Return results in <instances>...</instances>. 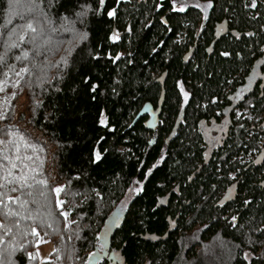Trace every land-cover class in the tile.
Instances as JSON below:
<instances>
[{
  "label": "trees",
  "instance_id": "obj_1",
  "mask_svg": "<svg viewBox=\"0 0 264 264\" xmlns=\"http://www.w3.org/2000/svg\"><path fill=\"white\" fill-rule=\"evenodd\" d=\"M157 3L163 7L157 9ZM251 3L211 0L201 16L196 7L169 11V0H106L102 14L89 17L88 39L73 52L79 53L73 73L90 75L99 86L96 101L76 98L72 88L81 86L80 76L62 84L60 93L23 83L16 89L10 83L4 87L0 101L7 97L10 103L4 106L10 112L9 121L0 126L11 122L38 139L44 147L45 173L61 183L71 181L69 190L87 193L96 188L103 194L102 200L83 204V195L74 197L79 207L69 219L76 223L67 229L62 219L58 232L44 235L38 229L39 237L27 250L52 243L60 256L52 249L42 264H85L87 253L100 247L98 234L111 215L120 218L111 246L120 250L125 264H260L264 251L250 247L243 233L264 240L250 232L264 221V132L250 128L264 112V87L258 82L237 96L256 70L264 71L259 65L264 61V0H256L255 8ZM110 9L115 10L112 17L106 14ZM161 17L171 31L161 25ZM223 18L230 32L209 53L213 26ZM58 38L64 43L46 53L53 64L70 47L69 34ZM89 53L97 59L88 58ZM22 94L28 104L18 111L16 100ZM236 101L238 119L235 113L225 115ZM101 110L113 132L97 123ZM227 117L230 132L222 139L217 134L227 126ZM100 136L106 137L100 150L112 151L99 167L89 166L90 149ZM161 153L164 160L145 191L126 197L128 183L138 175L137 160L150 166ZM82 172L89 173L86 183L74 179ZM233 215L236 228L231 226ZM240 224L245 225L242 231ZM166 232L163 239L146 238ZM36 239L41 242L36 244ZM246 252L251 254L247 260ZM17 260L27 264L21 254Z\"/></svg>",
  "mask_w": 264,
  "mask_h": 264
},
{
  "label": "snow or ice",
  "instance_id": "obj_2",
  "mask_svg": "<svg viewBox=\"0 0 264 264\" xmlns=\"http://www.w3.org/2000/svg\"><path fill=\"white\" fill-rule=\"evenodd\" d=\"M105 4L106 0H3V3H0V19L3 20V23H0V92L9 83L13 89L23 83L29 89L40 87L44 91L51 89L54 93H60L62 84L74 79V76H80L81 86L72 88L76 98L79 100L83 96L89 101H96L99 86L91 82L90 75H81L79 71L73 73L74 65L79 62V53L73 55V52L79 43L88 39L89 17L100 16ZM169 4V11L176 13H183L188 7L184 0H169ZM195 6L201 7L199 4ZM61 7L63 12L54 11ZM155 7L160 9L163 5L157 3ZM206 7H211V0ZM250 7H256V0H252ZM106 14L112 17L115 10H107ZM160 23L167 28L168 20L164 17H161ZM167 30L171 31L170 28ZM60 33L69 34L70 47L61 60L53 64L48 60L46 53L51 51L53 46L60 47L64 43L58 38ZM152 51L155 52L156 49L153 48ZM224 55L228 53L225 52ZM88 58L97 59L91 53ZM53 68L55 72L51 71ZM177 83L179 86V82ZM181 91L183 92L182 88ZM113 94H116L115 89ZM11 95L15 96L16 93ZM187 95L184 92V96ZM5 103H10L7 97L0 101V122L9 121L10 110L4 106ZM98 115L97 123L107 132H113L114 129L109 127L110 121L104 111L101 110ZM105 139V136H100L91 147L86 161L89 166L99 167L112 151L110 148L100 150L99 145ZM118 151L123 153L125 149L120 148ZM43 152L44 147L27 129L11 122L0 126V264H18V254L24 256L27 264L36 261L40 253L27 249L33 246V238L39 237L38 229L44 230V235H49L48 230L59 231L61 219L65 229L69 224L76 223L69 219V213L79 207L74 203V197L83 195L81 204L93 198L103 199L102 192L96 188H89L87 193L71 191L68 189L71 181L61 183L57 177L46 174ZM163 160V153L150 166L144 160H137L135 171L138 175L128 183L126 197L144 192L146 182L154 176V170ZM74 179H83L86 183L90 176L89 173L82 172ZM112 183L115 184L116 181L113 180ZM243 203L248 205L249 201L245 200ZM231 226L237 227L235 215L231 217ZM244 228V224L239 225V230ZM250 232L264 236V221H261L258 227L251 228ZM243 235L250 247L257 245L264 251V240L259 237L253 240L249 233ZM40 242V239L35 240L36 244ZM53 251L57 252V259H60L59 249L54 248ZM250 255L244 253V259L247 260ZM71 258L69 254V259ZM260 264H264V258L260 259Z\"/></svg>",
  "mask_w": 264,
  "mask_h": 264
},
{
  "label": "water",
  "instance_id": "obj_3",
  "mask_svg": "<svg viewBox=\"0 0 264 264\" xmlns=\"http://www.w3.org/2000/svg\"><path fill=\"white\" fill-rule=\"evenodd\" d=\"M225 33H226V20H223L220 23H218L214 28V39L209 46V50H208L209 53H211L214 43L218 39H220L221 36H223ZM119 223H120V218L118 216L111 215L107 219V221L105 222L101 231L98 234L99 244L102 248L94 247L93 251L91 252V255H88L85 264H97L98 262L107 260L109 258L108 247L111 246V236L113 235L114 230L119 226ZM172 227H173L172 224H170L167 232H169L172 229ZM167 232L162 236L147 234L146 238L153 239V237H156V239L153 240L163 239L167 236ZM116 255H118V260L117 261L112 260L109 264H125V261L120 254V250L116 252Z\"/></svg>",
  "mask_w": 264,
  "mask_h": 264
},
{
  "label": "flooded vegetation",
  "instance_id": "obj_4",
  "mask_svg": "<svg viewBox=\"0 0 264 264\" xmlns=\"http://www.w3.org/2000/svg\"><path fill=\"white\" fill-rule=\"evenodd\" d=\"M201 2H204V3H207V2H205L204 0H200ZM188 7H196L195 5H189ZM196 8H198V7H196ZM255 8V7H254ZM198 10L201 12V16H206V13H207V11L208 10H206V12L204 13V12H202V10L201 9H199L198 8ZM223 20H226V19H222L221 21H223ZM221 21H219V22H216L215 24H214V26H213V32H212V36H213V38H212V40H211V42L213 41V39H214V28H215V26L218 24V23H220ZM229 23L227 22V20H226V33L223 35V36H225V35H227L229 32H230V30H229V25H228ZM198 32V31H197ZM223 36H221V37H223ZM210 42V43H211ZM209 43V44H210ZM260 66H262V65H264V61H262L260 64H259ZM260 66H259V68H260ZM249 81H248V84H247V86L245 87V88H243V89H241V90H239L238 92H237V96H244V94L245 93H248L249 91H251V90H253V88L255 87V85H256V83H258L259 82V86H261V87H264V71L263 72H260L259 70H256V72H254L253 74H252V76H251V78L250 79H248ZM238 101H236V102H233V104H232V106L230 107V109L228 110V112L225 114V115H228L229 113H235V118L236 119H238L239 118V116L240 115H237V113H239V114H241L240 113V111L238 110V107H237V103ZM229 118L227 117L226 118V121H228V124H227V126L225 127V129L223 130V131H219L218 132V134H217V136L218 137H220V138H224V139H226V137L228 136V134H229V132H230V128H229V126H230V122H229V120H228ZM258 124H256V122L255 123H251V126H250V128L251 129H257V130H259L260 132H264V112L260 115V118H259V120H258V122H257ZM211 133V132H210ZM263 136H264V134H263ZM169 197V196H168ZM101 247V246H100ZM102 248V247H101ZM116 252H117V250L115 249V248H113L112 246H109L108 247V254H109V258L106 260L107 261V263L109 264L112 260H118V255H116Z\"/></svg>",
  "mask_w": 264,
  "mask_h": 264
},
{
  "label": "rangeland",
  "instance_id": "obj_5",
  "mask_svg": "<svg viewBox=\"0 0 264 264\" xmlns=\"http://www.w3.org/2000/svg\"><path fill=\"white\" fill-rule=\"evenodd\" d=\"M184 3H186L188 6L199 4L201 7L198 8L201 9L202 12L204 13L206 12V10H208V7H206L208 3L201 2L200 0H184ZM27 104H28V98L24 94L19 96L16 100V108L18 111L25 110ZM52 249H53L52 243H43V245L37 248L36 251L40 253V257L38 258V264H41V261L43 262L45 259L49 258ZM91 252H88L87 254L89 255Z\"/></svg>",
  "mask_w": 264,
  "mask_h": 264
},
{
  "label": "bare ground",
  "instance_id": "obj_6",
  "mask_svg": "<svg viewBox=\"0 0 264 264\" xmlns=\"http://www.w3.org/2000/svg\"><path fill=\"white\" fill-rule=\"evenodd\" d=\"M211 44V43H210ZM215 44V43H214ZM210 46V45H209ZM208 49H209V47H208Z\"/></svg>",
  "mask_w": 264,
  "mask_h": 264
}]
</instances>
